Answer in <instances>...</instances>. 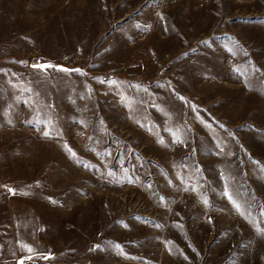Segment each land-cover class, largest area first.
<instances>
[{"label": "rangeland", "instance_id": "rangeland-1", "mask_svg": "<svg viewBox=\"0 0 264 264\" xmlns=\"http://www.w3.org/2000/svg\"><path fill=\"white\" fill-rule=\"evenodd\" d=\"M6 256L264 264V0H0Z\"/></svg>", "mask_w": 264, "mask_h": 264}, {"label": "water", "instance_id": "water-1", "mask_svg": "<svg viewBox=\"0 0 264 264\" xmlns=\"http://www.w3.org/2000/svg\"><path fill=\"white\" fill-rule=\"evenodd\" d=\"M32 65H38V66H40V65H51V66H54V67H57V68H62V65H60V64H56V63H53V62H41L39 57H36V58L33 59ZM19 263L20 264H24L23 261H20Z\"/></svg>", "mask_w": 264, "mask_h": 264}, {"label": "crops", "instance_id": "crops-1", "mask_svg": "<svg viewBox=\"0 0 264 264\" xmlns=\"http://www.w3.org/2000/svg\"><path fill=\"white\" fill-rule=\"evenodd\" d=\"M14 254H17V253L15 252ZM2 258L4 259V260H2V264H15V263H13V257H11V256H6V257H2ZM20 261H22V260H19V262Z\"/></svg>", "mask_w": 264, "mask_h": 264}, {"label": "snow or ice", "instance_id": "snow-or-ice-1", "mask_svg": "<svg viewBox=\"0 0 264 264\" xmlns=\"http://www.w3.org/2000/svg\"><path fill=\"white\" fill-rule=\"evenodd\" d=\"M34 67H35V66H34ZM40 67H41L42 69L46 70L47 67H52V66H51V65H40ZM64 71H68V70H67V69H64ZM77 71H78V70H77ZM182 99H183V98H182ZM44 135L47 136V135H49V133L45 132ZM73 155H75V154L73 153ZM9 191H12L13 194H14V190L9 189ZM205 203H207V201H205ZM97 247H98V246H97ZM117 247H119V246H117ZM29 251H31V249H29Z\"/></svg>", "mask_w": 264, "mask_h": 264}]
</instances>
